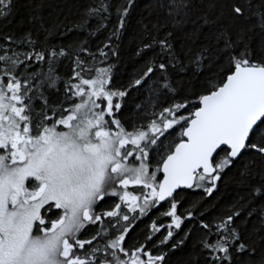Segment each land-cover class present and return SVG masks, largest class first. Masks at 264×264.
I'll use <instances>...</instances> for the list:
<instances>
[{
    "label": "snow or ice",
    "instance_id": "6c2138e0",
    "mask_svg": "<svg viewBox=\"0 0 264 264\" xmlns=\"http://www.w3.org/2000/svg\"><path fill=\"white\" fill-rule=\"evenodd\" d=\"M0 264H264V0H0Z\"/></svg>",
    "mask_w": 264,
    "mask_h": 264
}]
</instances>
